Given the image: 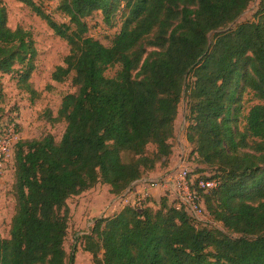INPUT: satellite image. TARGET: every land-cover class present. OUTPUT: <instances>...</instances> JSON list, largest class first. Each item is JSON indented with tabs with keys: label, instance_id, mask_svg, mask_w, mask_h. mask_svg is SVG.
Returning a JSON list of instances; mask_svg holds the SVG:
<instances>
[{
	"label": "trees",
	"instance_id": "obj_1",
	"mask_svg": "<svg viewBox=\"0 0 264 264\" xmlns=\"http://www.w3.org/2000/svg\"><path fill=\"white\" fill-rule=\"evenodd\" d=\"M17 1L67 41L52 78L71 76L77 90L49 116L66 123L59 141L47 133L17 143V203L0 264H67L68 200L100 183L121 196L166 168L184 98L186 139L210 172L196 169V181L217 183L197 187L207 219L151 196L96 219L85 250L96 264H264V0L252 20L229 29L254 0H58L68 22L37 0ZM121 6L125 19L109 45L88 35L89 16L100 11L111 23ZM7 18L0 0V73L36 95L34 39ZM247 89L259 102L245 114Z\"/></svg>",
	"mask_w": 264,
	"mask_h": 264
},
{
	"label": "rangeland",
	"instance_id": "obj_2",
	"mask_svg": "<svg viewBox=\"0 0 264 264\" xmlns=\"http://www.w3.org/2000/svg\"><path fill=\"white\" fill-rule=\"evenodd\" d=\"M2 1L7 9L8 26L12 29L22 27L30 31L34 39L37 53L34 59L35 69L31 74L30 82L37 94L32 95L20 89L13 73H0V125L16 123L19 135L18 142L37 139L47 133L53 134L59 141L65 131L66 123L54 121L49 116L56 117L63 97L68 93L75 92L77 88L73 85L71 76L63 82H57L52 78V73L58 65L63 64L64 58L69 54L70 47L67 41L56 35L47 22L28 5L17 0ZM37 1L58 22L69 21V18L57 8L58 0ZM259 1L254 0L240 17L225 29L234 27L240 22L252 20ZM124 19L122 6L114 14L111 23L104 19L100 11L95 12L86 19L89 27L88 35L94 36L104 44L109 45L112 38L121 29ZM16 67L20 68L21 65ZM117 69L118 66L110 68L106 74L114 76ZM257 102L259 100L250 90L244 91L242 98L243 113L246 114L250 107ZM188 114V101L187 98H184L179 105L178 117L175 121L173 156L166 168L153 173L154 178L168 176L182 165L186 166L193 176H198L201 173H195L196 169H204L202 173L210 175L209 169L192 152V147L186 139L189 123ZM17 143L13 151V161L8 165L4 174L0 175L1 237H9L12 218L16 209L15 151ZM68 206L69 227L65 240V249L68 253L67 264H96L93 255L85 250L84 236L90 233L96 219L112 215L122 209L124 205L118 196L109 192L108 185L100 183L80 195L72 196L68 200ZM216 225L227 232L223 225L219 223ZM71 255H73V260H71Z\"/></svg>",
	"mask_w": 264,
	"mask_h": 264
},
{
	"label": "built area",
	"instance_id": "obj_3",
	"mask_svg": "<svg viewBox=\"0 0 264 264\" xmlns=\"http://www.w3.org/2000/svg\"><path fill=\"white\" fill-rule=\"evenodd\" d=\"M9 124L0 125L1 176L13 161V151L19 140L17 124L14 122ZM189 172L188 168L182 165L168 176L142 179L135 182L119 199L124 206L141 208L144 200L152 196L151 190L159 188L164 192L163 196H167L177 208H184L198 220H206L203 198L197 187L208 191L216 187L217 183L203 178L196 181L197 176H190Z\"/></svg>",
	"mask_w": 264,
	"mask_h": 264
},
{
	"label": "crops",
	"instance_id": "obj_4",
	"mask_svg": "<svg viewBox=\"0 0 264 264\" xmlns=\"http://www.w3.org/2000/svg\"><path fill=\"white\" fill-rule=\"evenodd\" d=\"M154 177H155V175L152 174V175L145 177L143 179L148 180V179H152ZM151 194H152V197H154V199H160L162 197V195L164 194V192L159 188H154L151 190ZM121 196H118V198H120Z\"/></svg>",
	"mask_w": 264,
	"mask_h": 264
}]
</instances>
